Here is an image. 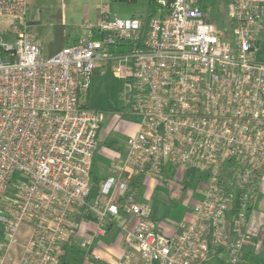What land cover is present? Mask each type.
Wrapping results in <instances>:
<instances>
[{
    "label": "built area",
    "instance_id": "2783aa9c",
    "mask_svg": "<svg viewBox=\"0 0 264 264\" xmlns=\"http://www.w3.org/2000/svg\"><path fill=\"white\" fill-rule=\"evenodd\" d=\"M166 1L146 20L100 2L94 22L44 56L28 0H0V264H59L89 209L97 235L128 215L119 224L123 254L109 264H211L221 254L225 264L242 261L264 177V0H230L228 30L208 18L204 0ZM120 43L132 49L116 52ZM109 62L128 85L127 112L140 121L123 164L113 162L99 182L104 201L94 207L90 171L104 113L86 97L95 70ZM167 163L204 177L192 219L172 235L131 184L160 176ZM97 262L89 255L86 263Z\"/></svg>",
    "mask_w": 264,
    "mask_h": 264
},
{
    "label": "crops",
    "instance_id": "0c3cea01",
    "mask_svg": "<svg viewBox=\"0 0 264 264\" xmlns=\"http://www.w3.org/2000/svg\"><path fill=\"white\" fill-rule=\"evenodd\" d=\"M70 1L71 0H47V3H45L47 5L46 7L49 8L48 12H50V15L54 16L52 20H50V40L53 38L54 34L53 26L59 22L63 27V41L65 45L74 41L77 36L82 33L81 24L85 20L89 21L90 17L86 14L78 24H68L66 7L70 4ZM94 1L95 3L93 4V7L95 10L93 11L94 14L92 13L93 20H90L89 22H94L97 19L98 10L96 5L98 3H106L109 9L110 1L120 0ZM28 2L31 9L30 0H28ZM205 5L208 9L207 13L214 12L215 8L212 4L205 3ZM157 7L156 1L148 0L146 16L143 17L142 14L133 12L130 17H138L146 20L151 15L158 13L156 9ZM32 12L34 13L33 10ZM34 17L37 21L34 28L35 31H38L42 24L37 14L34 13ZM98 70L99 69H96L95 72ZM89 93L86 98L87 106H89ZM127 111L128 108L122 112L119 111V113L104 112L103 121L97 130L96 146L92 155L90 171L91 192L88 199L90 206L96 207L95 204H100V202L104 201V198L98 194V184L102 179H105L109 175L110 166L113 162L120 166L123 164L126 154L127 139L136 133L139 128V116L130 114ZM171 176H173V178ZM178 179L186 180L187 182V187H184L188 192V197L185 201L187 203V210H185L180 218H177L176 220H170L160 214H154L153 208L149 203L157 188L168 186ZM203 184L204 177L201 176L196 169H185L180 166L174 167L167 163L162 166L160 176L142 174L139 175L136 185H132L136 191V200L149 204L151 207L152 218L157 222L160 229L163 233L172 235L179 230L182 224H185L192 219V206L201 198V188ZM127 218L128 215L120 214V216L108 223L104 235H97L94 232L97 220L96 211L94 209H89L81 219L76 234L65 244L64 255L59 264H68L71 261L69 257L76 248L77 251L83 255L80 264H87L86 262L89 255H96L98 257L97 264H109L116 258L120 257L123 254L124 249L119 232V224ZM245 228L247 231V239L241 252L242 261L237 264H247V256L252 254H256L259 259H264V177L258 186L256 200L249 209ZM258 263L264 264L263 261H257V264Z\"/></svg>",
    "mask_w": 264,
    "mask_h": 264
},
{
    "label": "rangeland",
    "instance_id": "374dc122",
    "mask_svg": "<svg viewBox=\"0 0 264 264\" xmlns=\"http://www.w3.org/2000/svg\"><path fill=\"white\" fill-rule=\"evenodd\" d=\"M157 1V0H151ZM230 0H205V3L212 4L214 6V12L208 13V18L212 20L220 30H228L227 15L228 6ZM47 0H30L31 10L37 14L41 21V28L36 31L37 37L41 43V52L44 56L49 54L48 46L50 43V20L54 16L48 12L49 8L46 7ZM94 0H71L70 4L66 7L68 24H78L81 19L88 14L89 21L92 19V13L94 14L93 4ZM109 11L112 13H118L121 17H130L133 12L146 16L148 0H120L110 1ZM157 12H160L159 7L156 8ZM135 13V14H136ZM5 21L0 20V30L5 28ZM4 39H7L6 35H3ZM49 39V40H48ZM113 63L109 62L104 67L100 68L91 80L90 93L88 100V107L93 111H101L102 113H119L128 108L129 88L127 83L116 72H114ZM173 178V176H171ZM187 187L186 180L178 179L165 187H158L154 196L149 204L153 208V213L156 215H162L167 219L176 220L180 218L181 214L187 210L186 199L188 192L184 189ZM24 228L20 229L18 241L22 242L26 237L23 233ZM4 240V239H3ZM21 247L16 244L11 248L10 257L16 259L20 253ZM82 253L77 251V248L73 250L70 255V262L68 264H80L82 260ZM247 264H257V261H263L259 259L256 254L248 255ZM225 255L211 259V264H225Z\"/></svg>",
    "mask_w": 264,
    "mask_h": 264
},
{
    "label": "trees",
    "instance_id": "16d2710c",
    "mask_svg": "<svg viewBox=\"0 0 264 264\" xmlns=\"http://www.w3.org/2000/svg\"><path fill=\"white\" fill-rule=\"evenodd\" d=\"M53 29H54V34H53V38L50 40V43L48 46V50H49L48 55H52V54L56 53L58 50H60L62 47L65 46V43L63 41V27L61 26V24L59 22H57L53 26ZM131 49H132V44L120 43L119 46L115 49V51L116 52H127ZM86 106H87V103H86ZM230 165H231V161H227L224 163V165L222 167V173L224 176H225L226 171L230 167ZM138 178H139V175L134 176L132 178L131 184L136 185ZM258 264H261V263H258Z\"/></svg>",
    "mask_w": 264,
    "mask_h": 264
},
{
    "label": "water",
    "instance_id": "95a60500",
    "mask_svg": "<svg viewBox=\"0 0 264 264\" xmlns=\"http://www.w3.org/2000/svg\"><path fill=\"white\" fill-rule=\"evenodd\" d=\"M172 1H173V0H167V1H166V7H167V8L170 7V4H171Z\"/></svg>",
    "mask_w": 264,
    "mask_h": 264
}]
</instances>
